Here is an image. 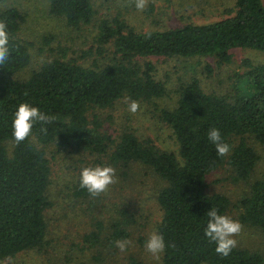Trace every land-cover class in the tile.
<instances>
[{"label": "trees", "instance_id": "1", "mask_svg": "<svg viewBox=\"0 0 264 264\" xmlns=\"http://www.w3.org/2000/svg\"><path fill=\"white\" fill-rule=\"evenodd\" d=\"M6 1L0 0V20L7 22L10 49L9 59L0 65V260L46 243V212L52 206L47 151L56 145L86 155L89 152L108 165L126 168L140 162L164 180L157 195L162 210L157 231L166 245L162 264H264L262 253L238 246L223 257L204 234L208 210L215 208L228 215L231 206L226 194L208 191V175L229 165L237 180H247L260 159L247 138L264 146V62L255 65L247 60V71L238 77L233 92L225 95L205 91L195 77L181 81L175 106L161 109V119L170 126L177 151L161 150L132 130L113 137L95 112L111 108L123 98L152 101L167 94L166 83L156 77L155 64L142 62L148 57L212 55L225 64L232 61L234 48L264 53L263 0H235L228 17L172 29L138 31L120 15L102 19L96 42L101 56L111 54L106 62L84 65L54 57L25 80L16 75L32 59V43L20 37L26 15L16 6L1 7ZM49 4L51 14L64 17L76 28L92 24L97 13L92 0H49ZM21 102L56 119L43 126L46 132L41 131L40 123L34 124L32 135L17 144L12 122ZM211 128L219 129L223 141L231 146L227 155L218 156L209 141ZM73 187L75 198H94L80 187V176ZM239 204L242 223L264 233V172ZM130 223L129 217L114 221L109 246L129 238ZM102 230L103 223L97 221L84 242L101 244ZM100 257L97 254L94 259ZM126 264L146 263L131 256Z\"/></svg>", "mask_w": 264, "mask_h": 264}, {"label": "rangeland", "instance_id": "2", "mask_svg": "<svg viewBox=\"0 0 264 264\" xmlns=\"http://www.w3.org/2000/svg\"><path fill=\"white\" fill-rule=\"evenodd\" d=\"M97 11L90 25L76 28L62 16L50 12L49 0H7L1 7L16 6L25 15L20 37L31 42L30 65L16 75L27 79L33 70L54 57L73 59L84 65L98 60L103 64L109 52L101 56L97 52L96 36L100 20L120 15L138 31L163 30L187 24H207L221 20L234 11L235 0H149L147 8L140 12L134 0H92ZM264 3V0H263ZM234 14V13H233ZM232 61L220 64L215 56L158 57L151 56L142 62L152 61L156 77L166 83L167 94L152 101H140L135 114L128 110V98L118 101L113 107L96 109L104 120V128L118 137L125 130L135 131L141 138L151 141L161 150H176L177 144L170 126L161 119V109L172 108L177 101L181 81L197 78L207 92L221 95L233 92L238 77L247 71L246 61L253 64L264 62V53L251 48L231 50ZM241 84V83H240ZM239 84V85H240ZM240 86L245 87L242 83ZM235 142L239 137H235ZM260 156L252 176L237 180L229 165L220 167L208 175L210 193L226 194L231 201L228 215L238 220L243 229L235 237L238 247L259 251L264 256V233L257 227L240 220V200L251 189L252 183L264 172V146L253 138H247ZM52 176L49 198L52 206L46 212L48 234L42 248L29 249L14 257L0 260V264H126L131 256L146 264H162L159 258L146 251L145 243L152 231H157L162 210L157 200L165 182L149 166L134 162L128 167L113 166L117 182L105 193L92 199H77L73 195L82 168L99 163L98 157L89 152L64 150L56 145L48 149ZM129 217L131 243L121 252L108 245L115 220ZM103 223L101 244L90 246L84 237L94 229V224ZM100 254V260L94 256ZM205 264V263H204Z\"/></svg>", "mask_w": 264, "mask_h": 264}, {"label": "clouds", "instance_id": "3", "mask_svg": "<svg viewBox=\"0 0 264 264\" xmlns=\"http://www.w3.org/2000/svg\"><path fill=\"white\" fill-rule=\"evenodd\" d=\"M149 0H134L135 8L143 12L148 6ZM10 56L9 31L7 22L0 20V65L4 64ZM140 109V104L136 100H131L128 110L135 114ZM56 117L41 112L37 107L28 102H21L14 113L12 122V135L17 144L28 139L33 132L34 124L42 125L41 131H47L44 125L52 123ZM208 139L214 144L218 156L227 155L231 146L224 142L219 129L211 128L208 132ZM116 169L111 165H95L82 168L80 172V187L85 188L92 197H97L101 193L108 191L109 186L117 182ZM208 216L204 234L209 241L214 242L217 254L227 257L233 249L237 247L238 241L235 239L243 225L238 221L211 208L206 213ZM131 243L130 240L120 239L115 241L116 247L121 251H126ZM165 239L159 231H152L145 243L146 251L154 257L159 258L165 250Z\"/></svg>", "mask_w": 264, "mask_h": 264}]
</instances>
